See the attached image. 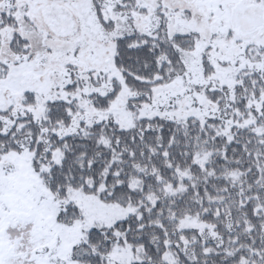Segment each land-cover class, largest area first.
Returning <instances> with one entry per match:
<instances>
[{
  "label": "trees",
  "instance_id": "trees-1",
  "mask_svg": "<svg viewBox=\"0 0 264 264\" xmlns=\"http://www.w3.org/2000/svg\"><path fill=\"white\" fill-rule=\"evenodd\" d=\"M9 1L0 0V84L11 75L9 59L1 57L17 60L30 51L17 33L16 13L5 12ZM9 29L13 34L6 37ZM197 39L159 33L116 42L114 68L122 75L123 89L136 97L129 100V110L131 103L184 75L179 51L192 52ZM118 89L95 97V106L108 109ZM26 94L23 104H35V94ZM263 94L264 80L245 73L228 104L223 93L207 92L212 104L227 109L230 130L225 118L201 124L156 117L130 128L93 123L62 138L55 132L71 126L81 107L47 102L39 120L28 111L18 121L26 123L23 127L17 123L4 133L0 122V158L20 155L24 148L32 152L34 170L48 199L59 205L57 219L63 224L85 219L75 203L63 205L75 192L132 210L124 220L86 231L72 248L73 264H264ZM256 115L261 117L258 133L252 124L239 125ZM117 252L130 261L118 259Z\"/></svg>",
  "mask_w": 264,
  "mask_h": 264
},
{
  "label": "rangeland",
  "instance_id": "rangeland-1",
  "mask_svg": "<svg viewBox=\"0 0 264 264\" xmlns=\"http://www.w3.org/2000/svg\"><path fill=\"white\" fill-rule=\"evenodd\" d=\"M5 12L16 13L17 33L30 51L17 60L1 57L9 59L11 70L7 83L0 84L4 133L17 123L26 125L18 121L28 111L39 120L45 104L55 101L81 107L71 126L55 132L61 138L102 121L130 128L144 118L201 124L225 118L227 125V109L212 104L207 92L223 93L228 104L243 73L264 80V0H10ZM6 32V37L13 34ZM159 33L170 39H198L192 52L179 51L184 75L154 89L142 102L131 103L134 111L129 110V100L136 97L123 89L122 75L114 68L116 42L133 34ZM115 87L120 88L116 102L108 109L97 108L95 97H105ZM27 92L35 94V104H23ZM8 111L13 112L9 118ZM260 119L249 116L239 125L252 124L258 133ZM31 154L24 148L20 155L0 158V264H73L72 248L86 231L124 220L132 210L75 192L63 205L75 203L85 219L59 222V205L48 199ZM115 256L130 261L119 252Z\"/></svg>",
  "mask_w": 264,
  "mask_h": 264
}]
</instances>
